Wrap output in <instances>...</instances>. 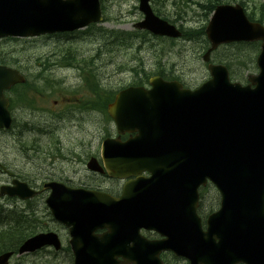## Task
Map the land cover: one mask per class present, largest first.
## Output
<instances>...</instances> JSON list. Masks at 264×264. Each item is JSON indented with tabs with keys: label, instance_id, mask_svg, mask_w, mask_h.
I'll return each instance as SVG.
<instances>
[{
	"label": "water",
	"instance_id": "obj_1",
	"mask_svg": "<svg viewBox=\"0 0 264 264\" xmlns=\"http://www.w3.org/2000/svg\"><path fill=\"white\" fill-rule=\"evenodd\" d=\"M148 2L139 0L144 19L135 27L180 37ZM101 20L98 0H0V38L72 32ZM205 34V62L221 44L260 41L258 74L241 86L230 83L222 66L208 65L211 78L195 91L154 78L149 91L132 88L116 96L108 114L120 135H136L125 143L103 142L104 169L113 178L138 177L119 198L44 185L51 191L46 204L53 217L68 228L74 264H161L164 251L190 264H264V28L249 22L239 5H221ZM12 75L0 68V127L9 125L1 90L22 81ZM88 168L100 170L95 160ZM143 172L150 176L140 177ZM207 181L221 201L202 232L197 189ZM5 194L26 200L37 193L16 182L1 189ZM100 229L105 232L94 234ZM141 229L165 239L147 240ZM44 246L59 250L56 234L35 235L18 254ZM11 255H0V264Z\"/></svg>",
	"mask_w": 264,
	"mask_h": 264
},
{
	"label": "rangeland",
	"instance_id": "obj_2",
	"mask_svg": "<svg viewBox=\"0 0 264 264\" xmlns=\"http://www.w3.org/2000/svg\"><path fill=\"white\" fill-rule=\"evenodd\" d=\"M209 1L215 0H153L151 6L157 15L178 27L182 26L179 28L196 31L207 24L206 7ZM217 1L218 4L243 2L246 13L254 20H259L261 10L258 6L264 2ZM100 2L104 12L102 24L71 34L0 40V65L18 69L27 79L23 92L30 95L29 102H23L24 109L17 118L22 135L17 137L10 133L0 136V160L19 174L38 171L43 178L55 176L67 179L73 187H92L114 193L117 191L115 181L97 177L85 169L88 158L98 156L102 137L107 134L106 128L109 136L114 135L113 125L100 119L103 114L93 108L96 101L99 103L103 99L98 98L97 93L92 96L86 82L118 91L132 81L131 73L120 71L122 64L127 67L134 65L131 69L141 66L146 71H153L158 65L164 66L190 88L200 85L208 73L201 61L203 45L200 42H203V36L200 40L193 36L189 40L181 39L172 43L170 48V40L144 42L134 39L131 49H124L120 43H113L111 37L122 31L134 32L133 24L142 18L137 8L138 0ZM233 51L228 47L220 48L212 60L219 64L216 60L218 56L224 58ZM86 61L90 63L91 71ZM83 67L85 72L82 71ZM254 73L249 71L246 75ZM31 86L36 91H30ZM84 91L88 98L81 101L85 97ZM17 140L23 142L24 146H19ZM30 144H33V152ZM46 148L54 155L63 148L59 156L71 158L72 164L57 161L54 167L46 160L45 165L43 155ZM215 195L211 188L204 192L202 202L206 208H215ZM28 207L35 210L39 221L47 228L45 231L58 234L63 250L53 256L49 253L50 249H45L38 254L14 257L10 264H71L70 253L64 251L68 246L66 230L50 219L43 209L42 200L23 204V208ZM165 260L168 264H186L171 257Z\"/></svg>",
	"mask_w": 264,
	"mask_h": 264
},
{
	"label": "trees",
	"instance_id": "obj_3",
	"mask_svg": "<svg viewBox=\"0 0 264 264\" xmlns=\"http://www.w3.org/2000/svg\"><path fill=\"white\" fill-rule=\"evenodd\" d=\"M217 0L208 2V6L206 7L207 13H211L213 8L216 6ZM216 3V4H215ZM243 5V3H241ZM260 21H264V4L260 5ZM252 18V17H251ZM203 33V31H202ZM138 35V34H137ZM145 35V34H143ZM190 37H198L200 40V36L198 31H189L188 35ZM204 48L207 47L206 41L200 42ZM235 48V50L229 55L223 58L225 61V65L230 71V75L234 79L242 80L245 77V73L247 71H251L254 69L255 65V54L258 51V44H237L231 46ZM142 78H139L138 84L140 83ZM137 81V80H136ZM39 227V231L44 230V226L41 224H36L34 222L28 221L27 215H19L15 218V224L9 227L7 230L0 232V252L9 251V250H17L19 244L26 239L27 237L35 234L36 229Z\"/></svg>",
	"mask_w": 264,
	"mask_h": 264
},
{
	"label": "flooded vegetation",
	"instance_id": "obj_4",
	"mask_svg": "<svg viewBox=\"0 0 264 264\" xmlns=\"http://www.w3.org/2000/svg\"><path fill=\"white\" fill-rule=\"evenodd\" d=\"M23 85H14L9 90H6L3 92V97L5 99H7V101H8L7 110L10 113L12 124H11V128L9 130L0 129V136H4V135L12 133V134L16 135L17 137H20L23 133L21 130H19V126L17 124V118L19 117V115L22 114V109H24L23 102L26 101L28 103L29 102V96H30L29 94H26L23 92V89L21 87ZM30 91H36V88L34 86H31ZM63 150L64 149L62 148V150H60V151H63ZM66 164H67V162H66ZM10 168L11 167H9L8 165H6L5 163H3L0 160V186L9 185L13 180L27 181L28 183L32 184L33 186H37L41 182V179H48L49 178L47 176L43 178L41 176L40 172H38V171H34L33 174H28L27 172L19 174L15 170H12ZM92 174L95 176H98L97 174H94V173H92ZM101 176H104V175H101ZM40 177H41V179H40ZM83 185H86V184H83ZM119 189H120V186L117 185V193L116 194H118V195L120 193ZM7 201L8 200L6 198L0 199V203L4 207L7 205Z\"/></svg>",
	"mask_w": 264,
	"mask_h": 264
},
{
	"label": "bare ground",
	"instance_id": "obj_5",
	"mask_svg": "<svg viewBox=\"0 0 264 264\" xmlns=\"http://www.w3.org/2000/svg\"><path fill=\"white\" fill-rule=\"evenodd\" d=\"M103 38V37H102ZM103 45V44H102ZM70 67V66H69ZM37 136V135H36Z\"/></svg>",
	"mask_w": 264,
	"mask_h": 264
}]
</instances>
